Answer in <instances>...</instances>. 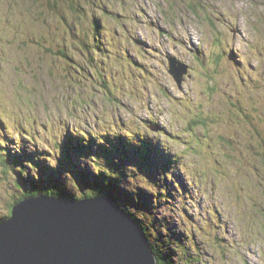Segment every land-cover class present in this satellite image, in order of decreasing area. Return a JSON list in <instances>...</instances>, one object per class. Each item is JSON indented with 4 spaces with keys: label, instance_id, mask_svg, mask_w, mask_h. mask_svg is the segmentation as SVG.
Instances as JSON below:
<instances>
[{
    "label": "rangeland",
    "instance_id": "1",
    "mask_svg": "<svg viewBox=\"0 0 264 264\" xmlns=\"http://www.w3.org/2000/svg\"><path fill=\"white\" fill-rule=\"evenodd\" d=\"M172 60L188 66L181 83ZM121 134L167 157L140 163ZM71 138L113 144L134 182L118 184L145 188L124 207L153 245L172 243L174 264H264V0H0L1 160L33 158L38 188L76 197L75 166L92 165L64 153ZM15 178L0 165V217L22 194Z\"/></svg>",
    "mask_w": 264,
    "mask_h": 264
},
{
    "label": "water",
    "instance_id": "2",
    "mask_svg": "<svg viewBox=\"0 0 264 264\" xmlns=\"http://www.w3.org/2000/svg\"><path fill=\"white\" fill-rule=\"evenodd\" d=\"M170 73L183 81L188 67ZM0 264H159L139 223L112 198L31 196L0 221Z\"/></svg>",
    "mask_w": 264,
    "mask_h": 264
},
{
    "label": "trees",
    "instance_id": "3",
    "mask_svg": "<svg viewBox=\"0 0 264 264\" xmlns=\"http://www.w3.org/2000/svg\"><path fill=\"white\" fill-rule=\"evenodd\" d=\"M86 5L85 3H83ZM84 5L80 4V7L84 9ZM77 8V6H76ZM78 12H80L78 10ZM81 20H77V22H80ZM100 26H96V33L94 34V37L96 39V48L103 50L102 44L100 40H97L99 37V32L101 31ZM74 29V28H72ZM73 35L76 37V35L73 33ZM84 46L88 51L90 45L88 43H85ZM49 52L54 53L56 51L52 49H48ZM93 51V50H92ZM99 51V50H98ZM101 52V51H100ZM59 54L66 59V63L71 61L75 62V55L71 54L69 56L68 51H60ZM67 54V55H66ZM78 55V53H77ZM74 58V59H73ZM69 60V61H68ZM96 60L91 56L90 57V63L93 64L92 66L97 68L96 65H94V62ZM75 66H79V68H76L73 66L74 69H81L83 65L77 64ZM68 67L71 70V66L68 63ZM67 67V68H68ZM81 71H86L81 70ZM93 71V70H92ZM72 71L68 72V75L72 74ZM72 77V76H71ZM126 134H121L119 137V142L120 146L122 147V151H124L128 157L132 158H137L140 163H145V162H153L154 161V156L158 157L160 161L165 159V156L167 157L166 154L163 155L162 151L160 148L155 147L152 143H149L145 139H137L135 141H131V139H128ZM105 142V141H104ZM104 142L100 141L97 143L96 146V153L94 152L93 142H77L71 138V140H68V142L65 144V154L67 151H69L71 154H80L81 156L83 155V152L86 153L85 158H90L91 159V171L89 170H81L79 171V168L75 166V171H74V177L77 179V181L80 183V185L83 186L81 189H79V196H71V194L66 190V188L61 184V182L53 183L50 187L46 188H38L35 184V178L31 177L30 172L28 169L25 168L24 165L29 166L31 169H33L36 164L34 162L33 158H29L28 161L32 162V164H27V160H24V162L21 164L19 161L16 159H7L9 161V164L5 163L3 160L0 158V165L5 167L6 169L12 168L13 170L16 171V178L17 180V185L19 187V190H23L22 194L20 195L19 198H17L13 203L8 204V211L5 215L0 217V221L7 219L11 216V211L13 208V205L22 199L31 197V196H36V195H48V196H53L56 198H63V199H68V200H80V199H86V198H91L99 195H105L113 199V201L120 207L122 208L127 214L132 216L142 227L144 230L145 234L148 235V229L145 228L142 223L140 222L139 218L136 216V212L132 210L130 207H124V201L127 203V205L133 204L134 201L132 199H136L138 196L143 195L145 193V188H138V189H131L128 188L130 191H125L123 190V186L119 185V181H126L130 185H134V182L130 178H125L123 176V169L119 168L116 166L115 163H117V158L114 159L110 155V149L113 147L112 143L110 144V141H106L107 144H104ZM126 146V147H123ZM168 158L165 160V164L161 167H159V171L162 174L163 169H165L166 174H168V171L170 170L172 166V161L176 162L175 157L171 155V158ZM109 158V160H107ZM107 160V161H106ZM120 163V162H119ZM121 164V163H120ZM34 170V169H33ZM45 176V175H43ZM160 180L161 183H158L159 187L161 190H166L167 187L166 180L165 178L160 175ZM32 183V185H31ZM135 186H138L137 184ZM122 187V188H120ZM127 188V187H125ZM92 189V190H91ZM140 190H142V194L135 196L140 193ZM90 191V192H86ZM134 191V192H131ZM137 193V194H134ZM132 194V195H131ZM132 200V201H131ZM149 238V237H148ZM150 242V241H149ZM151 246L153 247V250L159 260V264H174V258H173V252H170L172 250V243L168 244L167 247L165 248L164 251H161L158 247L153 245L150 242Z\"/></svg>",
    "mask_w": 264,
    "mask_h": 264
},
{
    "label": "bare ground",
    "instance_id": "4",
    "mask_svg": "<svg viewBox=\"0 0 264 264\" xmlns=\"http://www.w3.org/2000/svg\"><path fill=\"white\" fill-rule=\"evenodd\" d=\"M188 67V66H187Z\"/></svg>",
    "mask_w": 264,
    "mask_h": 264
}]
</instances>
